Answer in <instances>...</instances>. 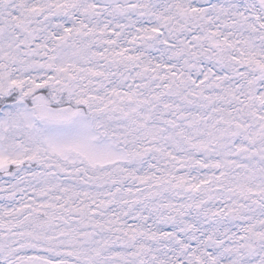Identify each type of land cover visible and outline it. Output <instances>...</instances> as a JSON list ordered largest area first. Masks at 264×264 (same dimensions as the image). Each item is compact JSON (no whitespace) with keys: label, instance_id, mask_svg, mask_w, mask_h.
Instances as JSON below:
<instances>
[{"label":"snow or ice","instance_id":"snow-or-ice-1","mask_svg":"<svg viewBox=\"0 0 264 264\" xmlns=\"http://www.w3.org/2000/svg\"><path fill=\"white\" fill-rule=\"evenodd\" d=\"M0 264H264V0H0Z\"/></svg>","mask_w":264,"mask_h":264}]
</instances>
